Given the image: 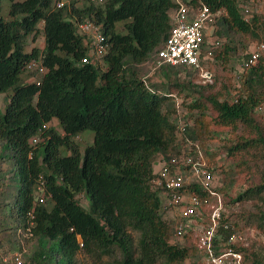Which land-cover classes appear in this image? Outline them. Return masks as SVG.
I'll return each instance as SVG.
<instances>
[{
	"label": "trees",
	"instance_id": "16d2710c",
	"mask_svg": "<svg viewBox=\"0 0 264 264\" xmlns=\"http://www.w3.org/2000/svg\"><path fill=\"white\" fill-rule=\"evenodd\" d=\"M57 1L9 0L8 18L0 17V93L11 90L0 111V161L12 162L15 180L12 200L0 202V230L14 236L32 221L25 245L33 250L25 257L33 264H80V252L106 257L104 264H204L195 230L183 243L171 242L173 220L163 216L160 189L153 183L155 159L169 158L182 146L174 115L175 100L182 98L185 117L194 120L187 137L213 159L209 143L225 140L223 149L233 163L229 172L245 183L228 203L254 204L230 211L222 221L234 217L264 232V118L257 112L264 104V54L240 70L234 87L230 80L219 87L215 81L201 83L191 67L155 66L178 0H82L56 7ZM179 1L191 9L205 5L214 14L213 38L219 44L208 56L204 37L203 66L212 58L228 64L237 53L235 36L260 39L264 11L252 10L245 20L247 0ZM85 19L101 25L107 43L96 63L81 61L88 48L76 23ZM40 33L43 46L27 49L28 37L35 41ZM32 60L44 72L27 81L26 73L38 72L27 69ZM147 62L166 75L163 89L140 75L137 67ZM171 69L183 71V78H170ZM87 129L93 140L82 152L75 138ZM37 134L41 140L34 144ZM40 180L45 201L34 205ZM233 180L218 188L223 197ZM188 188L207 194L193 184ZM78 195L87 199L88 209ZM232 225L221 229L225 236L238 230L236 222ZM12 245L20 248L16 238ZM232 247L241 252L243 264H264L252 245Z\"/></svg>",
	"mask_w": 264,
	"mask_h": 264
},
{
	"label": "built area",
	"instance_id": "2783aa9c",
	"mask_svg": "<svg viewBox=\"0 0 264 264\" xmlns=\"http://www.w3.org/2000/svg\"><path fill=\"white\" fill-rule=\"evenodd\" d=\"M75 1L77 4L82 0H58L56 7H63ZM103 2V0H91ZM172 14L173 25L164 45L158 50L155 57V66L168 64L171 66L183 65L202 72V76L210 78L211 74L203 70L201 63L202 44L205 29L208 24H213L214 14L210 9L201 5L191 9L181 1ZM259 0H247L242 5L243 16L248 20L252 11L251 5ZM79 34L83 36V42L88 50L82 58L83 63L99 62L107 52V43L102 27L95 22L85 19L76 23ZM211 45L206 47L208 56L212 54V47L219 42L213 38ZM264 54V42H259L251 49L243 59L241 70L255 65L260 55ZM37 68L44 72L39 61L32 60L27 65L28 70ZM176 136L181 143L180 151L169 158H161L159 167L154 170L153 183L160 189L162 209L169 213L168 218L173 220L172 243H183L190 230L197 233V248L202 254L204 264H243L241 252L233 249L236 243L244 244L239 230L231 231L225 236L221 229H232L230 222L222 221L224 218L222 199L218 191L220 187L215 179V171L212 168L209 155L198 142L192 141L186 135V129L192 125V120L185 117L179 99L176 98ZM41 138L39 134L32 138V143H37ZM31 155V153H30ZM154 166V163H153ZM199 186L207 194L200 196L188 188L189 185ZM36 199L34 205L45 201V185L40 180L35 186ZM208 209V210H207ZM28 216L32 218L31 211ZM32 221L24 228H18L16 239L20 248L11 249L0 246V264H33L25 257L29 253L25 245V238L32 235Z\"/></svg>",
	"mask_w": 264,
	"mask_h": 264
},
{
	"label": "rangeland",
	"instance_id": "374dc122",
	"mask_svg": "<svg viewBox=\"0 0 264 264\" xmlns=\"http://www.w3.org/2000/svg\"><path fill=\"white\" fill-rule=\"evenodd\" d=\"M9 0H2L1 7H0V17L8 18V10H9ZM251 9L261 13L264 11V0H260L259 2H255L251 5ZM118 30H122V24H118L117 27ZM214 31H215V25L214 24H208L207 28L205 29V35H206V41L207 45H211L213 42L214 37ZM234 41L236 42L237 47V53L231 58L230 62L228 64H223L220 61L215 60L212 58L209 62L207 61L205 66H203V70L207 71L211 74L210 78H205L202 76V72L198 70V74H196V81H200L201 83H213L214 81L217 82V87H219L222 83L230 80L233 87L237 85V74L241 70V64L243 62V58L249 50L253 49L257 43L264 42V28L261 32L260 39L257 41H246L244 38H241L239 36L234 37ZM43 36L42 34H38L35 41L31 40V37H28L27 41V49H29L32 45H36L39 47L43 46ZM247 45L246 49H243V47ZM206 46V45H205ZM155 66H152V63L147 62L139 65L137 69L139 70V73L141 76H143L149 84H155V86L159 89H163L164 85L167 82L166 75L163 73L162 70L159 68H154ZM36 73H26V80L27 81H34L38 80V76L41 74L39 70ZM170 78L179 77L180 79L183 78L184 73L183 71H176V70H170L169 72ZM11 93V90L8 92L0 93V111L2 112L4 109V105L7 103L8 94ZM180 104L182 105V98H178ZM183 108V107H182ZM184 110V108H183ZM257 112L261 114L264 118V104L261 105ZM192 120V124L194 120L192 118H189ZM51 125L56 126L58 129V125L56 120H52L50 123ZM75 140L79 144L80 150L83 152L84 148L92 143L93 140V131L90 129H87L83 132H81ZM225 145V140L222 139H215L212 140L208 148L211 152H215V159L211 158L209 156V159L211 161V164H215V179L217 184L221 186V183L224 184V182H227V180L231 179L232 177L235 179L233 180L232 184H229V186L225 187V195L223 197V193L220 191L221 199H222V210L224 213V217L229 214L232 210H242V209H252L254 207V204L250 201H244L242 203H235L230 204L228 203L229 197L235 196L239 191L243 190L245 188V183L238 178V176L234 173L229 172V170L233 167V163L231 159H229L226 156V153L223 149ZM1 151V150H0ZM64 154H68L67 151H63ZM225 171V172H223ZM15 192V180L13 177V165L10 160H2L0 161V202H7L9 200H12V195ZM227 202V204L224 202ZM78 201L80 204L88 209V201L85 199L83 195H78ZM1 210H3L1 208ZM169 213L163 214L165 218L169 216ZM230 223H237L238 224V230L240 232L241 237L244 240L245 246L252 245L256 252L259 254L261 253L262 256H264V232L254 228L253 226H245L244 221H241L237 218H230ZM16 235L10 236L7 232H4L0 230V246L4 248H12V242L15 240ZM29 253L33 250V248L27 249ZM78 261L80 264H104L107 261L106 257L102 258H95L91 255L85 254L83 252H80L78 254ZM48 264V263H45ZM183 264H193L192 260H186Z\"/></svg>",
	"mask_w": 264,
	"mask_h": 264
},
{
	"label": "crops",
	"instance_id": "0c3cea01",
	"mask_svg": "<svg viewBox=\"0 0 264 264\" xmlns=\"http://www.w3.org/2000/svg\"><path fill=\"white\" fill-rule=\"evenodd\" d=\"M161 158H162L161 156H158V157L155 159V161H154V166H153L154 170L157 169V168L159 167V162H160V159H161Z\"/></svg>",
	"mask_w": 264,
	"mask_h": 264
}]
</instances>
